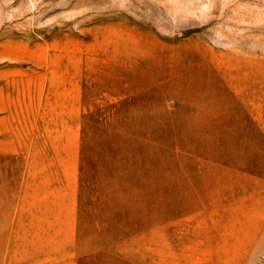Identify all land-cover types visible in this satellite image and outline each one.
<instances>
[{"label": "rangeland", "instance_id": "1", "mask_svg": "<svg viewBox=\"0 0 264 264\" xmlns=\"http://www.w3.org/2000/svg\"><path fill=\"white\" fill-rule=\"evenodd\" d=\"M0 264H264V0H0Z\"/></svg>", "mask_w": 264, "mask_h": 264}]
</instances>
